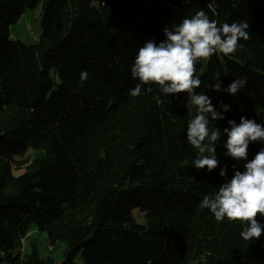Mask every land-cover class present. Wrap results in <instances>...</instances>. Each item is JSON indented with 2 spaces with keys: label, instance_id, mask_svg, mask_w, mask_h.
<instances>
[{
  "label": "trees",
  "instance_id": "16d2710c",
  "mask_svg": "<svg viewBox=\"0 0 264 264\" xmlns=\"http://www.w3.org/2000/svg\"><path fill=\"white\" fill-rule=\"evenodd\" d=\"M39 5L40 41L12 40L10 27ZM200 10L218 27L249 24L235 54L196 65V93L225 117L209 116V130L221 131L216 150L227 151L228 120L264 125V0H0V264H56L36 247L22 255L33 227L53 249L66 246L60 264L79 255L84 264H264V234L245 241L246 225L198 208L247 161L221 156L211 173L197 170L187 94L153 84L130 95L139 48ZM217 73L222 88L240 77L247 84L235 96L217 92ZM29 151L35 159L20 162ZM257 152L250 143L248 160Z\"/></svg>",
  "mask_w": 264,
  "mask_h": 264
},
{
  "label": "clouds",
  "instance_id": "9594fccd",
  "mask_svg": "<svg viewBox=\"0 0 264 264\" xmlns=\"http://www.w3.org/2000/svg\"><path fill=\"white\" fill-rule=\"evenodd\" d=\"M207 7L214 11L213 3ZM164 35L166 39L159 44L149 40L139 48L130 69L131 76L138 83L130 90V95L137 97L142 86L153 84L158 85L165 95L186 93L189 97L187 106L196 109L194 118L187 125V141L199 150L193 166L197 170L207 168L211 173L219 165L215 152L221 131L219 128L209 130V116L213 121L225 117L216 111L209 96L196 93L202 84L195 75L196 65L214 54H235L239 42L250 39L249 24L247 21H234L218 27L215 20H210L205 11L200 10L171 29L165 27ZM86 79L87 72H82L81 81ZM214 80L215 83L210 85L212 90L225 91L232 96L247 84L246 77H240L227 88H222L219 73ZM147 90L152 89L149 87ZM221 107L223 112H227L231 106L221 102ZM227 123L230 127L223 129L227 136L225 155L237 162L247 161L244 171L235 170L232 178L219 187L214 197L205 196L198 208L210 210L217 222L227 219L230 223L238 221L246 225L240 237L245 241L258 240L264 234V226L257 220V216L264 217V148L250 161L248 148L250 143L264 142V125L244 116H241L239 124L235 120ZM206 151L209 155H205ZM226 173L227 165L219 175L225 177Z\"/></svg>",
  "mask_w": 264,
  "mask_h": 264
},
{
  "label": "rangeland",
  "instance_id": "374dc122",
  "mask_svg": "<svg viewBox=\"0 0 264 264\" xmlns=\"http://www.w3.org/2000/svg\"><path fill=\"white\" fill-rule=\"evenodd\" d=\"M42 19V5H39L34 10H27L19 21L10 27L11 39L19 41L27 46L37 44L42 34ZM255 144L259 151L260 149L257 142H255ZM225 153V150H216L215 155L216 157L226 156ZM205 155H209V153L206 151ZM35 157L36 153L34 151H29L25 157L19 158L18 160L20 162L27 159L32 161ZM23 171L24 169H21L17 171L16 174H20ZM135 216L139 221H143V216L141 214L136 213ZM32 247H36L42 257L53 258L56 264H60L64 259V250L66 246L64 244H59L53 249L48 244L46 235L40 233L36 227L30 229L28 237L24 240L22 255L30 253ZM76 264H84L81 255L76 258Z\"/></svg>",
  "mask_w": 264,
  "mask_h": 264
}]
</instances>
